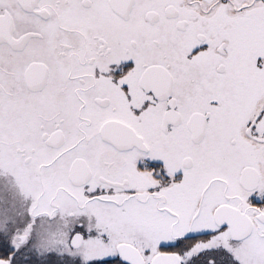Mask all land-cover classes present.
<instances>
[{
	"label": "snow or ice",
	"instance_id": "6c2138e0",
	"mask_svg": "<svg viewBox=\"0 0 264 264\" xmlns=\"http://www.w3.org/2000/svg\"><path fill=\"white\" fill-rule=\"evenodd\" d=\"M0 264H264V0H0Z\"/></svg>",
	"mask_w": 264,
	"mask_h": 264
}]
</instances>
